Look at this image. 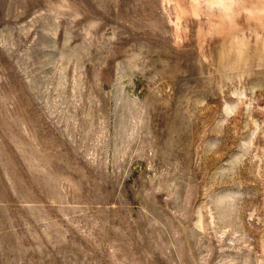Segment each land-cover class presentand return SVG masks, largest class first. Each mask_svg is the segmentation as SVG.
Returning <instances> with one entry per match:
<instances>
[{
    "label": "rangeland",
    "instance_id": "374dc122",
    "mask_svg": "<svg viewBox=\"0 0 264 264\" xmlns=\"http://www.w3.org/2000/svg\"><path fill=\"white\" fill-rule=\"evenodd\" d=\"M0 264H264V0H0Z\"/></svg>",
    "mask_w": 264,
    "mask_h": 264
}]
</instances>
